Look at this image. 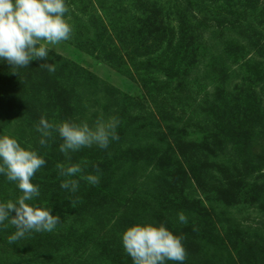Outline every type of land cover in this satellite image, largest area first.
<instances>
[{
  "label": "rangeland",
  "instance_id": "obj_1",
  "mask_svg": "<svg viewBox=\"0 0 264 264\" xmlns=\"http://www.w3.org/2000/svg\"><path fill=\"white\" fill-rule=\"evenodd\" d=\"M65 3L73 31L49 45L54 72L0 60V136L45 160L28 203L60 218L15 243L4 221L0 264H133L122 233L147 223L183 238V264H264V0ZM42 116L114 119L119 139L69 159L57 132L39 143ZM57 164L84 171L65 177ZM21 194L0 174V203Z\"/></svg>",
  "mask_w": 264,
  "mask_h": 264
},
{
  "label": "clouds",
  "instance_id": "obj_2",
  "mask_svg": "<svg viewBox=\"0 0 264 264\" xmlns=\"http://www.w3.org/2000/svg\"><path fill=\"white\" fill-rule=\"evenodd\" d=\"M65 0H0V60L13 69L28 67L33 60H42L40 67L49 72L55 71L54 63L49 59V45L55 46L71 38L73 28L65 18L68 12ZM58 54V53H57ZM13 73H16L13 71ZM117 121L100 118L94 126L87 122L61 121L51 123L43 116L36 130L41 133L39 143L46 145L45 138L57 132L63 143L60 151L70 159L69 153L93 145L106 149L109 141L118 140ZM87 164V161L83 162ZM45 164V160L35 150L22 147L17 139L5 134L0 136V174L15 182L22 193L15 201L0 203V224L9 220L15 232L8 237L9 243H15L25 237L26 233L52 232L60 223L59 216L52 215L49 207L30 204L39 196L38 186L33 184L35 173ZM60 174L72 177L82 173L81 164H72L65 168L57 164ZM88 183H99L97 175H84ZM61 188L75 193L79 187L76 179H65ZM72 203V201H70ZM15 215H10V213ZM181 223H187L183 212L179 214ZM182 237L174 235L163 224H136L122 233L124 250L131 257L133 264H166V261L183 264L186 250Z\"/></svg>",
  "mask_w": 264,
  "mask_h": 264
},
{
  "label": "trees",
  "instance_id": "obj_3",
  "mask_svg": "<svg viewBox=\"0 0 264 264\" xmlns=\"http://www.w3.org/2000/svg\"><path fill=\"white\" fill-rule=\"evenodd\" d=\"M57 195V194H56ZM62 207V206H61ZM1 225V224H0ZM10 226L13 228V229H15V227H13L11 224H10ZM31 233V232H30ZM47 262L48 263H55V261H53L51 258H49V260H47Z\"/></svg>",
  "mask_w": 264,
  "mask_h": 264
}]
</instances>
